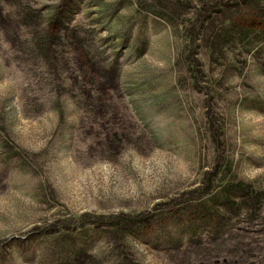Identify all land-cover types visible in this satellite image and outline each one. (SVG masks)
I'll return each mask as SVG.
<instances>
[{
    "label": "rangeland",
    "instance_id": "374dc122",
    "mask_svg": "<svg viewBox=\"0 0 264 264\" xmlns=\"http://www.w3.org/2000/svg\"><path fill=\"white\" fill-rule=\"evenodd\" d=\"M0 264H264V0H0Z\"/></svg>",
    "mask_w": 264,
    "mask_h": 264
}]
</instances>
